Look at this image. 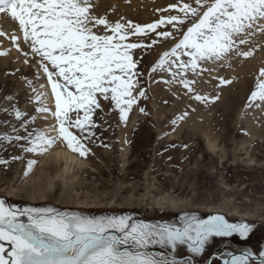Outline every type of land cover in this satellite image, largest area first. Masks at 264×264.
Masks as SVG:
<instances>
[{
    "label": "rangeland",
    "instance_id": "1",
    "mask_svg": "<svg viewBox=\"0 0 264 264\" xmlns=\"http://www.w3.org/2000/svg\"><path fill=\"white\" fill-rule=\"evenodd\" d=\"M91 2L92 14L98 18L106 17L112 23L131 21L141 26L169 16L183 17L184 13L170 7L172 4L178 3L180 7L190 3L197 7L194 0ZM197 19L190 16L183 25L173 22V27L165 23L155 30L130 36L128 40L143 47L129 50L137 63L134 72L139 75L133 77L138 81L133 89L136 103L127 121L121 119L114 101L98 95L101 109L93 115L97 127L91 129L95 135L82 139L90 149L88 155L82 157L60 141L47 151L66 148L92 168L78 174L80 184L72 185L77 194L61 203L60 166L43 168L47 152L26 151L30 133L44 130L52 136L57 134L52 129L57 121L51 111H39L41 107L55 110L51 83L40 56L32 52L30 42L24 41L18 21L9 13H0V52L7 53L0 55V135L12 137L11 142L0 140V198L19 207H55L90 216L131 215L135 220L150 223H179L184 213L204 219L206 212H215L213 215H223L231 223L252 224L253 231L246 239L238 234L214 237L199 256L181 247L177 257H191L197 264H206L225 240L252 246L259 256L264 251V103L257 100L249 105V97L260 69L264 68V31L259 30L264 21L254 26L245 44H239V52L253 51L248 58L233 51L220 60L199 61L195 71L190 66L181 69L178 63L172 64L171 69L165 64L152 71L163 53L175 47ZM94 31L99 34L105 29L101 25ZM163 32H171L172 36L165 38L160 35ZM13 35L18 37L16 41L12 40ZM244 38L236 37L237 44ZM177 55L183 61L190 59L179 52ZM220 78L231 83L222 85ZM182 79L194 81L190 84L194 91L185 88ZM141 91L144 96L139 95ZM197 94L208 99L198 101L194 98ZM215 97L218 99L213 102L211 98ZM16 110L21 112L20 118ZM71 115L75 119L76 114ZM71 130L82 137L87 135ZM17 135L24 139L16 140ZM207 138L216 143L215 151L209 150ZM32 176L36 177L24 190L11 192ZM50 185L55 192L47 194V201H39V190ZM145 194L148 198L141 200ZM166 194L179 201L178 209L157 207L154 200ZM111 201L116 205L109 207ZM229 212L247 213L250 218L228 215ZM153 249L166 252L159 246ZM212 261L222 264L218 259Z\"/></svg>",
    "mask_w": 264,
    "mask_h": 264
},
{
    "label": "snow or ice",
    "instance_id": "2",
    "mask_svg": "<svg viewBox=\"0 0 264 264\" xmlns=\"http://www.w3.org/2000/svg\"><path fill=\"white\" fill-rule=\"evenodd\" d=\"M194 2L197 7L183 3L178 8L183 17L169 16L141 26L131 21L112 23L106 17L98 18L92 14L91 0H0V13H9L18 21L24 41L30 42L32 52L40 56L54 93L55 110L41 107L39 111H51L57 121L52 129L57 134L52 136L44 130L30 133L26 151L45 153L60 141L86 157L90 149L82 139L95 135L91 129L97 127L93 115L101 109L98 95L114 101L121 119L127 121L136 103L133 89L138 81L133 77L139 75L134 72L137 63L129 50L143 47L140 43H125L130 36L155 30L165 23L176 27L173 22L183 25L190 16L198 17L175 47L163 53L152 71L165 64L171 69L174 63L181 69L190 66L195 71L201 60H220L233 51L245 58L254 54L252 50L239 52L238 49L239 44L247 42L246 37L252 34L254 26L264 21V0ZM170 7L177 8V5ZM101 25L105 31L98 34L94 29ZM259 30L264 31V24L259 25ZM160 35L168 38L172 33ZM241 35L245 38L237 44L236 37ZM11 38L18 39L15 35ZM178 52L190 59L180 60ZM6 54L0 52V55ZM45 61L50 63L51 71ZM181 83L190 92L194 91L190 87L194 81L182 79ZM220 83L231 81L220 78ZM139 95L145 93L141 91ZM194 98L208 99L199 94ZM211 99L214 102L218 97ZM257 100L264 103V68L259 71L249 105ZM37 102H41L39 95ZM21 115L16 110L17 118ZM71 129L87 135L82 137ZM11 139L6 134L0 135V140L11 142ZM15 139L24 137L17 135ZM33 163L30 162L29 169ZM253 228L254 225L246 222L231 223L223 215L203 219L184 213L179 223H150L135 220L131 215L90 216L55 207H19L0 198V264H194L191 257L177 259L181 247L199 256L212 238L238 234L246 239ZM157 246L167 254L152 251ZM227 256L223 264H250L255 253L247 250L240 255L227 253ZM259 256V264H264V251Z\"/></svg>",
    "mask_w": 264,
    "mask_h": 264
},
{
    "label": "bare ground",
    "instance_id": "3",
    "mask_svg": "<svg viewBox=\"0 0 264 264\" xmlns=\"http://www.w3.org/2000/svg\"><path fill=\"white\" fill-rule=\"evenodd\" d=\"M172 5H174V4H172ZM177 5H178V3H177ZM178 8L179 7L177 6V8H173V9H176L175 11H177ZM143 16H145V15H143ZM152 16L155 17V14L154 15L151 14L150 17H152ZM138 17L141 18V14ZM144 18L146 19V16ZM181 27L182 26H180V28ZM125 43H139V42L127 40V41H125ZM207 139H208L207 140V145H208L209 150L210 151H215L217 149L216 143L213 140H211L210 138H207ZM43 157H44V160H43V166L44 167L43 168L49 167V166H55V167L60 166L59 180L63 183V186H62L63 188H62V191H61V193H60L58 198L60 200L59 202H61V203L62 202H66L69 199V197H71V195L74 193L73 190H72V187L75 186L76 184H80V180L81 179L77 178L78 174L81 171L83 172L84 169H87V168L92 169V168L84 161V159L82 160L81 157L75 155L74 153H72L71 151L67 150L66 148H55L52 151L47 152ZM34 177H36V176H32L29 179H26L25 181L22 182V184L19 187L14 188L11 192L12 193L15 192V194H16V192H20V189L24 190L27 185L29 186V184L32 182ZM39 191L40 192L37 195L38 197H40L39 201H47L48 200V195L47 194L54 193L55 192V188H53L52 185H50L45 190L41 191V189H40ZM74 194H77V193H74ZM147 198H148V196L145 194V195H143V198H141V200L147 199ZM127 201H130V199H128ZM154 201L157 202V204H158L157 207H161L162 209L166 208L165 207L166 205H167V207L169 206V208H173V209H178L179 206H180L179 201L177 199H175L173 196H171L170 194H166L163 197L156 198ZM114 205H116L114 203V201H111V202H109L108 206L109 207H113ZM90 207H92V206H90ZM220 208H222V207H220ZM209 210L215 211L213 208H210ZM233 214H236V216H239L240 218H243V219L250 218V216L247 215V213L246 214H241V213H238V212H236V213L235 212L234 213L229 212L228 213V215H233ZM227 246L231 247L232 250L231 251H227L226 250V251L223 252L224 248H226ZM248 249L249 248L241 247L240 245L239 246L238 245H236V246L235 245H231V243H229L227 241V243H225L223 245V249L216 253L215 260L218 259L219 261L223 262L224 259L228 258L227 253H233L235 255H240L244 251H247ZM152 251L163 252V251L156 250V249H153ZM253 253H255V252L253 251ZM256 257L260 258V256H258L255 253V256L250 260V264H256V261L259 262L256 259ZM177 259H180V258L177 257ZM209 260H211V259H209ZM194 264H197L195 260H194Z\"/></svg>",
    "mask_w": 264,
    "mask_h": 264
},
{
    "label": "flooded vegetation",
    "instance_id": "4",
    "mask_svg": "<svg viewBox=\"0 0 264 264\" xmlns=\"http://www.w3.org/2000/svg\"><path fill=\"white\" fill-rule=\"evenodd\" d=\"M213 213H215V212H206V214H204V215H202L203 217H204V219H206L208 216H210V215H213ZM227 241L229 242V243H231V245H237V244H235L234 242H232V241H230V240H225L224 242H222V245H221V247L218 249V251L217 252H219L220 250H222L223 249V245L225 244V243H227ZM239 246V245H238ZM241 247H246V248H249L250 249V251H254V249H253V247L252 246H244V245H241ZM248 249V250H249ZM231 251L232 250V248L231 247H229V246H227L226 248H224V250H223V252L224 251ZM216 252V253H217ZM255 252V251H254ZM216 253L210 258L211 260H207V262H206V264H210L211 262H213L212 260H214L215 261V258H216ZM165 254H167V253H165ZM189 257H186V258H182V260L183 259H188ZM181 259V258H180ZM211 261V262H210ZM220 262H222V261H220ZM255 262V261H254ZM257 262V261H256ZM212 264V263H211ZM222 264H223V262H222Z\"/></svg>",
    "mask_w": 264,
    "mask_h": 264
},
{
    "label": "water",
    "instance_id": "5",
    "mask_svg": "<svg viewBox=\"0 0 264 264\" xmlns=\"http://www.w3.org/2000/svg\"><path fill=\"white\" fill-rule=\"evenodd\" d=\"M4 243H5V242H4ZM5 245L7 246V243H5ZM256 259H257L258 261H260L261 258L256 257Z\"/></svg>",
    "mask_w": 264,
    "mask_h": 264
}]
</instances>
